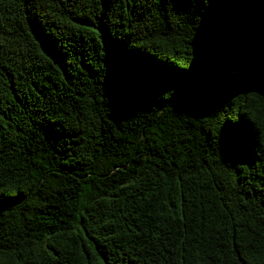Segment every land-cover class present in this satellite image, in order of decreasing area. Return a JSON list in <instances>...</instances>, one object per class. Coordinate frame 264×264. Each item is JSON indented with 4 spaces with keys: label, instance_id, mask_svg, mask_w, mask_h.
<instances>
[{
    "label": "trees",
    "instance_id": "trees-1",
    "mask_svg": "<svg viewBox=\"0 0 264 264\" xmlns=\"http://www.w3.org/2000/svg\"><path fill=\"white\" fill-rule=\"evenodd\" d=\"M0 264H264V0H0Z\"/></svg>",
    "mask_w": 264,
    "mask_h": 264
}]
</instances>
